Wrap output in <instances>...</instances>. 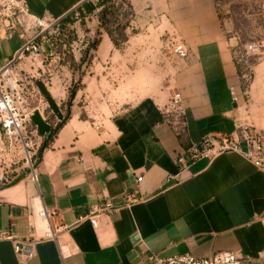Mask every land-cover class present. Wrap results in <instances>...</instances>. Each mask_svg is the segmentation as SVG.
Wrapping results in <instances>:
<instances>
[{
	"label": "crops",
	"instance_id": "0c3cea01",
	"mask_svg": "<svg viewBox=\"0 0 264 264\" xmlns=\"http://www.w3.org/2000/svg\"><path fill=\"white\" fill-rule=\"evenodd\" d=\"M25 1L38 17L65 18L97 0ZM115 6L112 26L101 22V8L88 14V32L77 28L69 58L56 46L59 65L41 58L25 65L28 83L44 78L57 105L68 107L71 90L75 95L35 168L37 183L29 169L0 183V264H141L151 253L257 259L264 251V172L236 152L182 173L173 159L207 135L237 137L244 127L264 134V0H115ZM254 41L263 42L262 52L246 56ZM174 42L185 44L186 58L173 53ZM20 45L17 35L0 32V64ZM175 93L187 124L183 139L162 111ZM9 158L15 160L0 132V161ZM132 192L141 201L100 229L89 221L76 225L102 201ZM42 208L53 227H69L59 236L73 251L68 258L53 241L39 242L31 258L16 253L14 240L45 228L36 217Z\"/></svg>",
	"mask_w": 264,
	"mask_h": 264
},
{
	"label": "built area",
	"instance_id": "2783aa9c",
	"mask_svg": "<svg viewBox=\"0 0 264 264\" xmlns=\"http://www.w3.org/2000/svg\"><path fill=\"white\" fill-rule=\"evenodd\" d=\"M73 12L79 21L85 14L84 10L82 12L74 10ZM62 19L64 18L34 15L25 0H0V32L7 37L17 35L21 41V45L14 55L5 63L0 64V132L14 159L19 156L26 159L30 165L34 183H37L38 180L34 162L36 163L45 136L39 134L32 121V115L36 110H39V107H32L33 96L29 91L28 74L26 70L19 67L30 63L33 68L38 58L45 61L44 63L49 62L54 66L61 63L62 55L56 50L57 45L53 36L59 35ZM46 42H50L52 45L49 51L44 47ZM262 49L263 42H251L245 46V55H258ZM172 50L180 58H186L188 55L185 44L181 42H174ZM245 77L249 78L250 73L246 72ZM162 111L164 120L174 135L179 139L185 138L187 124L181 94L175 93ZM230 152L241 154L258 170L264 172V134L251 130L249 127L240 129L237 137L207 135L199 142L190 143L176 155L173 162L182 173L188 171L190 166L199 160L211 161L223 153ZM142 180V176L137 177L138 183ZM140 201L141 197L137 192L126 193L117 201L106 199L88 214L78 217L76 225L89 221L98 230L104 226L107 218L120 209L130 208ZM51 215V212L45 208L37 212L36 217L45 225V228L39 234L33 228L24 242L14 240L17 254L24 258H31L34 255V248L42 241L55 242L62 259L73 254L67 245H62L59 242L60 234L63 230H69V227H53L50 222ZM259 219L264 228V212ZM3 237L10 240L14 238L12 235ZM25 248H29L31 252L25 254ZM256 262L264 264V251L259 254L257 259L240 258L232 252L217 253L206 258H197L192 255L164 258L151 253L144 256L141 264H254Z\"/></svg>",
	"mask_w": 264,
	"mask_h": 264
},
{
	"label": "rangeland",
	"instance_id": "374dc122",
	"mask_svg": "<svg viewBox=\"0 0 264 264\" xmlns=\"http://www.w3.org/2000/svg\"><path fill=\"white\" fill-rule=\"evenodd\" d=\"M94 3H97V1H94ZM76 11H83V8H77ZM85 11V10H84ZM110 16L111 18L108 19L110 20V23L114 24V21L116 19L115 15L118 14V6H116ZM88 26V13H86L82 16V19L79 21L75 18L74 12L70 13L69 15L66 16V18L62 19L60 22V30H59V35H54L53 39L56 42V45L59 49H62L63 53L66 54V57L69 58L71 55L68 53L69 50V43H71L73 40L76 39L77 37V28H81L85 31V33L88 32L86 29ZM110 26H112L110 24ZM260 26V32L264 31V19L263 22L259 23ZM93 34H96L95 32ZM117 34L121 36L123 33H119L117 31ZM66 44L67 47H63V45ZM28 62V61H27ZM22 68L23 70H26V67L24 64L19 67ZM39 80H33L30 82L29 86V91L32 93L34 92V97L32 98V107H39V110H36L35 112H39L41 116L43 117L44 120H46L48 123L51 124V126H54V128L57 126V124L60 122L56 116V114L53 112L52 108L50 107L46 97L41 93L40 89L38 88L37 83L41 82L45 84L44 78H38ZM62 113L63 116H69L70 115V106L67 105L68 107L60 106L57 105ZM39 153V152H38ZM35 164V162H34ZM29 164L27 163L26 159L23 156H19L15 160L12 158L8 159L7 161H3L1 159L0 161V183L2 181L4 182H11L14 176L18 173H21L24 170H31L29 168ZM254 264H263L261 262H256Z\"/></svg>",
	"mask_w": 264,
	"mask_h": 264
},
{
	"label": "trees",
	"instance_id": "16d2710c",
	"mask_svg": "<svg viewBox=\"0 0 264 264\" xmlns=\"http://www.w3.org/2000/svg\"><path fill=\"white\" fill-rule=\"evenodd\" d=\"M115 7H116L115 6V0H97V3H93L91 1L85 2L79 8H83V10H85L86 13H88V14L93 13L97 8H101V11L99 13L100 20L103 24L109 25L110 20H108L107 16L112 15L111 13ZM108 32L111 34L109 29H108ZM74 95H75V91L71 90L70 100H69V104H68L69 106H70L71 100L73 99ZM67 118H68V116H66L62 121H60L54 129L51 128L49 138L48 139L45 138V140H44V142H43V144L39 150V153H38V156L36 159V163L34 164L35 168H36L37 164L39 163V161L41 160L43 151L48 147V144L53 139L54 135L56 134L58 129L62 126V124L64 123V121Z\"/></svg>",
	"mask_w": 264,
	"mask_h": 264
},
{
	"label": "water",
	"instance_id": "95a60500",
	"mask_svg": "<svg viewBox=\"0 0 264 264\" xmlns=\"http://www.w3.org/2000/svg\"><path fill=\"white\" fill-rule=\"evenodd\" d=\"M37 85L41 93L46 97L50 107L52 108L53 112L56 114L58 120L62 121L65 117L63 116L61 109L57 106L56 102L50 96L45 85L41 82H38ZM32 121L34 125L37 127L39 134L45 136V138L48 139L50 136L51 124L45 121L39 112L33 113Z\"/></svg>",
	"mask_w": 264,
	"mask_h": 264
}]
</instances>
